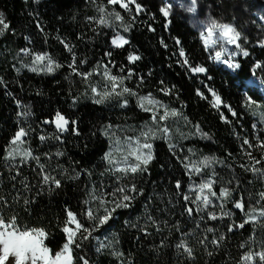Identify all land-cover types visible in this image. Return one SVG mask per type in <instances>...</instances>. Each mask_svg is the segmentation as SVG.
Returning <instances> with one entry per match:
<instances>
[{
  "label": "trees",
  "instance_id": "trees-1",
  "mask_svg": "<svg viewBox=\"0 0 264 264\" xmlns=\"http://www.w3.org/2000/svg\"><path fill=\"white\" fill-rule=\"evenodd\" d=\"M137 2L146 11L139 14L134 22L131 15L121 10L124 23L132 25L130 32L122 31L130 39V45L114 49L110 45L114 30L95 23L89 24L86 20V17L98 16L97 6L106 4L107 0H0V12L4 13L10 25L9 30L0 35V78L4 82L0 84V196L9 201V205L0 208V211L4 212L6 218L15 214L21 227L45 229L49 233L45 243L53 253L59 251L65 242V234L61 231L66 218L65 208L76 212L83 220L85 206L82 201L88 198L92 186L100 189L103 185L109 192L115 187L114 177L110 174L101 175L108 167L103 157L111 149L112 131L121 127H139L150 122V115L136 107L135 97L128 98L127 108H120L118 99L99 105L93 103L89 98L92 94L88 84L103 90L102 77L93 75L86 84L80 77L72 75L67 67L71 62V53L67 52L60 40L75 46L78 64L81 59L87 60L86 64H79L81 71H91L97 64L107 63L109 58L105 53L112 51L111 59L117 64V68L112 69L113 74H119V66L127 65L144 76V83L140 87H137L135 77L126 81L129 88L136 89L140 95L151 92L170 108L180 109L187 121L176 118L167 124L171 129V143L177 146L174 149L176 155L190 156L193 161L205 155L216 156L233 166L230 169L215 165V171L222 178L214 185L218 193L222 186L235 188L233 196L242 194L248 205L255 202L259 191H264V181L238 167L239 163L246 162L240 148L243 138L254 140L258 133L264 138V123L260 116L264 113V98L246 84L254 74L264 81V47L260 46V42L264 41V22L259 19L264 15V0H199L201 7L209 9L215 19L233 24L242 33V44L249 56L240 60L241 67L235 74L212 62L202 46L199 31L179 9L172 11L167 18L170 23H166V18L159 11L164 5L162 0ZM117 10L120 9L117 7ZM37 21L43 27V32L37 27ZM149 24L155 31L148 30ZM176 38L181 41L180 45L175 43ZM181 46L190 62L202 64L208 69L207 75L211 79H206L204 74H186L185 68L178 63L182 59L178 55ZM23 48L48 53L64 67L48 75L33 73L21 66V62L27 64L32 59L20 51ZM129 52L141 56V60L128 64L126 57ZM256 63H261L262 67L256 69ZM17 68L20 69L19 73ZM161 80L169 88L175 85L179 99L159 92ZM205 84L212 87L225 104L236 110L238 119L225 111L233 124L224 123L217 111L196 95V90L200 89L211 98ZM73 97H79L75 105L72 104ZM249 97L256 103H248ZM17 101H20V105ZM25 106L32 113L27 118L19 115L26 110ZM56 111L69 120L77 121L80 135L65 132L63 143L55 139L40 141V135L51 136L56 131L54 125L43 123L46 119H53ZM196 124L212 139H201L199 134L192 135ZM253 124H258L259 132L252 128ZM108 125H112L111 129H107ZM21 126L30 128L25 147H30L34 155L41 157L46 170L51 171L55 165H61L66 170L57 168L52 173L61 179V188L55 189L54 185L40 183L35 161L20 167L22 176L27 177L29 182L28 191L19 183L22 177L11 180L10 177L15 173L8 170L9 162L4 156L11 138ZM106 129L108 136L103 134ZM153 145L155 159L148 165V173L136 176L134 181L144 194L135 199L131 208L118 209L114 219L94 233V237L84 243L82 251L76 250L74 254L86 255L90 264H238L243 252L260 250L259 241L264 239V231L251 223L228 233L226 224L231 222L228 218L199 221L198 215L189 218L187 214H182L184 202L177 195L175 181L180 180L182 191L194 196L195 193L188 191L189 185L205 179L207 170L203 176L193 173L190 179L183 165L169 151L168 141L159 139ZM189 148L193 149L195 155L187 151ZM57 151H63L65 155L56 157L54 154ZM45 153L52 155L51 161ZM228 153H232V156L229 157ZM259 154V151L253 150V155ZM14 163H19V160ZM85 169L91 172L90 176L83 173ZM76 172L82 173L80 178L69 179ZM233 178L238 179V186L235 180L233 184L226 185ZM50 187L54 190L50 191ZM17 191L21 195L19 202L16 200ZM25 198L30 200L28 205L23 203ZM90 206L95 208L97 205L93 202ZM227 208L232 209V204L228 203ZM234 212L232 220L241 222L242 213L239 210ZM149 215L155 224L147 219ZM125 221L129 223L126 225ZM198 221L199 228L196 227ZM177 223L179 232L173 227ZM205 227L217 228V235L224 233L227 236L219 249L207 242V247L198 243L204 235L208 236L209 241L213 238V234L204 232ZM142 228L150 235L141 231ZM185 232L191 235L182 236ZM251 235L255 236V242L241 249L239 246L248 242ZM180 239L187 240L194 250L195 259L189 258L183 250L177 251L175 245ZM98 240L111 243V248L97 252ZM113 250L124 255L117 259L110 254ZM209 251L213 252L212 256L208 255Z\"/></svg>",
  "mask_w": 264,
  "mask_h": 264
},
{
  "label": "snow or ice",
  "instance_id": "snow-or-ice-1",
  "mask_svg": "<svg viewBox=\"0 0 264 264\" xmlns=\"http://www.w3.org/2000/svg\"><path fill=\"white\" fill-rule=\"evenodd\" d=\"M95 2V0H93ZM135 15L133 13V7ZM111 6V7H110ZM117 6L120 10H117ZM172 3H165L160 7L159 11L163 17L166 18V23H170L169 18L172 14L173 9ZM199 0H190L186 11L188 13H197L199 10ZM131 15V19L134 22L139 14L146 11V9L137 2V0H107L106 4H100L97 6L96 11L98 16L86 17L89 24L95 23L102 28H112L114 35L110 38V45L114 49H123L126 45H130V39L126 35L121 34L128 33L131 31L132 25L124 23V15L122 11ZM154 19V17H153ZM115 22H120L116 24ZM37 27L43 32V27L37 21ZM10 25L6 22L5 15L0 12V35H3L6 30H9ZM149 31H155V29L149 24ZM95 31V29H93ZM199 38L202 42V46L205 51L209 52L210 59L226 65L229 69L237 70L240 69L241 65L235 62V58L238 55L244 57L249 56V52L241 43L242 33L231 23L221 22L215 18L209 17L207 23L203 25L199 31ZM246 40V38H243ZM60 43L64 46L67 52L71 53V62L67 67L71 70V74L80 77L86 84H88L89 78L93 75L101 76L104 81L103 90H99L94 84H88L91 91L89 97L95 104H105L111 99L119 100L120 108H127L129 106V97H135L136 107L141 111L150 115V125L146 124L144 129L140 132L137 137H126L127 147H120V140L116 139L114 151L120 153V157L117 158L113 155V151L105 153L103 159L107 163L108 167L101 175L110 174L115 179V187L112 191H107L103 185L100 189H97L95 185L92 186L88 193V198L82 201L85 206L82 213L83 220H81L76 212H73L69 208H65L66 218L61 228V231L65 234V242L62 244L59 251L53 253L52 249L45 243L49 233L43 228H28L21 227L17 222V216L15 214L5 217L3 211H0V264H90L89 259L86 255H77L76 250H83L84 243L94 237V233L98 232L101 228L114 219V213L118 209H129L132 207L133 202L138 196H142L143 189L138 187L135 183L136 176H143L148 173V165L155 159L153 153V141L156 139H165L168 141L169 151L173 156L183 165L189 178L192 179L193 173L196 176H203L207 170V176L199 183L193 182L189 185L188 191L195 193L194 196L184 193L182 191V183L180 180L175 181V189L177 195H180L183 202V213L187 214L189 218L199 216V221H217L228 218L230 223L226 224L228 233H233L237 230L243 229L246 224H253L254 227L260 228L264 231V191H259L257 199L254 203L248 205L245 204V200L242 194H238L237 197L233 196L235 188L228 186H222L219 193L214 189L216 185L222 179L219 173L215 171V165H223L232 169V164H226L225 160H222L216 156H203L200 160L193 161L190 156H179L176 155L174 149L176 145L171 143V129L167 125V121L172 118H183L187 121V117L183 116L180 109L170 108L163 100L158 99L153 93L149 92L146 95H140L139 92L134 88H129L126 85V81H130L135 77L138 81L137 87H140L144 83V76L137 73L134 68L128 67L127 65H121L118 67L119 74H113L112 69L117 68V64L111 59L113 52L108 51L105 56L108 57V62L104 64H97L91 71H81L79 64H86L87 60L81 59L79 64L77 63V56L74 51L75 46L70 45L64 40H60ZM163 44L164 41L161 40ZM175 43L181 44V41L176 38ZM229 46H232L231 48ZM260 46L264 47V41L260 42ZM167 47V44H164ZM25 56H31L30 63L21 62L23 68H27L33 73H44L45 75L53 74L55 71L64 67L63 64L59 63L48 53H37L32 51L30 48H23L20 50ZM178 55L182 59L178 61L180 66L185 68L186 74L190 76L204 74L206 79H211L207 75L208 69L202 64H195L190 62L185 49L181 46L178 50ZM128 64H135V62L141 60V56L129 52L126 57ZM261 63H256L255 68H261ZM16 71L19 73L20 69ZM151 75V73H148ZM67 79V77H66ZM3 79L0 78V84H3ZM161 87L159 92L163 93L164 96H175L179 99L178 92H175V85L171 88L164 84V81L159 82ZM203 83V81L201 82ZM207 93L200 89L196 90V95L202 100H206L211 108L217 111L220 119L226 124H233V120L229 119L225 115V111L230 114L233 118H239L238 113L231 105L225 104L221 96L209 85H204ZM88 95L87 92L84 93ZM79 97L72 98V104L75 105ZM20 105V101L16 102ZM248 103L255 104L256 101L249 97ZM25 111L19 115L27 118L30 116L31 110L25 106ZM255 114V113H254ZM261 121L264 123V113L260 114ZM44 124H52L55 127V132L51 136L40 135V141L47 139H55L63 143L62 136L65 132H71L73 135H80L79 129L76 127L77 121L69 120L60 111H56L53 119H46L43 121ZM112 125H108L107 129H111ZM195 132L192 135L199 134L201 139L211 140L212 137L207 133L203 132L199 124L193 126ZM253 129L257 128L256 124L252 125ZM105 130L103 134L109 135L108 130ZM30 134V128L23 126L19 127L11 138L6 155L4 159L9 162L8 170L14 171V175L10 178L12 181H16L17 177H22L19 181L20 185L25 191L29 190V182L27 177H23L20 171V167L26 165L29 161H35L39 171L37 175L40 177V183L43 185H54L55 189H59L62 186L61 179H58L56 175L52 173L57 168H61V165L53 166L51 171L46 170L44 163H41V157L34 155L33 150L30 147H25L28 144L27 137ZM241 153L246 162L239 163L238 167L245 173H251L257 179L264 181V138L258 133L255 139L243 138L240 145ZM253 150L259 151V156L253 155ZM183 151V149H181ZM189 153L193 152V149H187ZM56 157H62L65 155L63 151H57L54 154ZM45 156L49 161L52 159V155L45 153ZM231 157L232 153H228ZM19 160V163H14ZM163 167V165L161 166ZM234 170V169H233ZM62 171H66L63 170ZM83 173L91 175L87 169L83 170ZM81 172H76L74 175L69 176V179L78 180L81 176ZM236 182L238 186L239 181L236 178L230 179L226 182V185H231ZM123 182V183H122ZM15 187V184L13 185ZM49 190H54L49 188ZM21 199L20 192L16 193V200L19 202ZM95 202L97 205L95 208L90 206L91 203ZM23 203L28 205L29 199H23ZM232 204V209L227 208V204ZM9 201L0 196V208L7 207ZM194 206V207H193ZM234 210H239L242 213L243 219L237 223L232 220L235 215ZM147 219L155 224V220L152 216H147ZM85 221L87 223H85ZM199 221L196 227H200ZM129 222L125 221L127 225ZM136 227V225H131ZM176 231H180L179 223L173 225ZM160 228L157 225V231ZM141 231L147 233L145 228ZM205 233L213 234V238L209 241L208 236L204 235L203 239L199 240L198 243L207 247V243H210L214 248L219 249L222 246V242L227 239L224 233H217L219 230L214 227H205ZM191 233H182V236H188ZM98 239V238H97ZM107 239V238H105ZM207 242V243H206ZM255 242V236L251 235L249 241L242 243L239 247L244 249L246 246ZM260 250L256 251L250 249L249 251L243 252L240 257L238 264H264V239L259 241ZM177 251L183 250V253L187 254L189 258L195 259L194 250L188 244L186 239H180L175 245ZM111 248V243H105L104 241L98 240L97 252L104 249ZM111 255L119 259L124 253L113 250ZM209 256L213 255L212 251L208 252ZM123 264V262H121Z\"/></svg>",
  "mask_w": 264,
  "mask_h": 264
},
{
  "label": "rangeland",
  "instance_id": "rangeland-1",
  "mask_svg": "<svg viewBox=\"0 0 264 264\" xmlns=\"http://www.w3.org/2000/svg\"><path fill=\"white\" fill-rule=\"evenodd\" d=\"M163 3H172L173 4V9H179L184 15H186V17L188 18V20L192 23V25L198 30L200 31L201 28L203 27V25L205 23H207L208 21V18L209 17H212V14H211V11L207 8H203L201 7L200 3H199V10L197 11V13H188L186 11V8L190 2V0H162ZM118 7V6H117ZM130 7H133V13L135 12L134 10V6H131ZM132 13V14H133ZM128 14V13H127ZM130 15V14H129ZM259 19L263 20L264 22V15L263 16H260ZM116 24H119L120 22H115ZM226 23V22H225ZM121 31V34L122 33V29H118ZM241 43H242V40H241ZM230 48L232 46H229ZM209 53V52H208ZM248 57V56H247ZM247 57H244L242 54L241 55H238L236 58H235V62H238L240 63V60L242 59H245ZM212 62L218 66H221L223 67L224 69L230 71L231 73L235 74L239 69L237 70H232V69H229L226 65L222 64V63H219V62H215L212 60ZM247 87H249L250 89L258 92V94H260L263 98H264V81L256 74L253 75V77L247 81ZM172 118H170L169 120H171ZM168 120V121H169ZM168 121L166 122L168 124ZM150 125V122L148 123ZM146 124H143V125H140L139 127H131V128H116L112 131L113 135H112V145H111V149L113 151V155L117 158L120 157V153H117L114 151L115 147H117V145L115 144V140L116 139H119L120 140V147H127V141H126V137H137L140 135V132L144 129V126ZM256 131L259 132L260 131V127L258 126L257 124V128H256ZM156 140H159V139H156ZM155 140V141H156ZM154 143V141H153Z\"/></svg>",
  "mask_w": 264,
  "mask_h": 264
}]
</instances>
